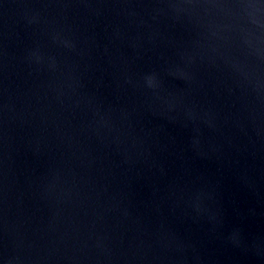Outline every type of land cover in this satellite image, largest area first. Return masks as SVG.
I'll return each instance as SVG.
<instances>
[{
	"label": "water",
	"instance_id": "95a60500",
	"mask_svg": "<svg viewBox=\"0 0 264 264\" xmlns=\"http://www.w3.org/2000/svg\"><path fill=\"white\" fill-rule=\"evenodd\" d=\"M0 264H264V0H0Z\"/></svg>",
	"mask_w": 264,
	"mask_h": 264
}]
</instances>
